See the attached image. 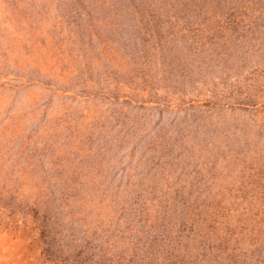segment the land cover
I'll use <instances>...</instances> for the list:
<instances>
[{"label":"rangeland","instance_id":"374dc122","mask_svg":"<svg viewBox=\"0 0 264 264\" xmlns=\"http://www.w3.org/2000/svg\"><path fill=\"white\" fill-rule=\"evenodd\" d=\"M0 264H264V0H0Z\"/></svg>","mask_w":264,"mask_h":264}]
</instances>
